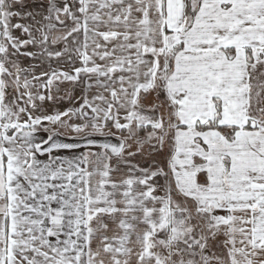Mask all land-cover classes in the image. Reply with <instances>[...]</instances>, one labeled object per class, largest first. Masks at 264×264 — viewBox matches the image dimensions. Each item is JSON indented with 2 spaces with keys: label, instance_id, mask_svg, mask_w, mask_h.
Segmentation results:
<instances>
[{
  "label": "snow or ice",
  "instance_id": "1",
  "mask_svg": "<svg viewBox=\"0 0 264 264\" xmlns=\"http://www.w3.org/2000/svg\"><path fill=\"white\" fill-rule=\"evenodd\" d=\"M0 264H264V0H0Z\"/></svg>",
  "mask_w": 264,
  "mask_h": 264
}]
</instances>
